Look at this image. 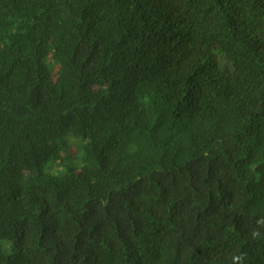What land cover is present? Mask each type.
<instances>
[{
    "label": "trees",
    "instance_id": "trees-1",
    "mask_svg": "<svg viewBox=\"0 0 264 264\" xmlns=\"http://www.w3.org/2000/svg\"><path fill=\"white\" fill-rule=\"evenodd\" d=\"M0 264H264V0H0Z\"/></svg>",
    "mask_w": 264,
    "mask_h": 264
}]
</instances>
